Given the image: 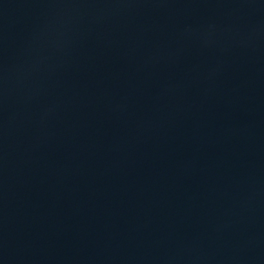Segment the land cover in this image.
<instances>
[{"label": "water", "instance_id": "obj_1", "mask_svg": "<svg viewBox=\"0 0 264 264\" xmlns=\"http://www.w3.org/2000/svg\"><path fill=\"white\" fill-rule=\"evenodd\" d=\"M0 264H264V0H0Z\"/></svg>", "mask_w": 264, "mask_h": 264}]
</instances>
